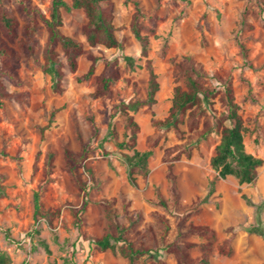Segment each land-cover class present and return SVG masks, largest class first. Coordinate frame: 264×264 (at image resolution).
Here are the masks:
<instances>
[{
  "label": "rangeland",
  "instance_id": "rangeland-1",
  "mask_svg": "<svg viewBox=\"0 0 264 264\" xmlns=\"http://www.w3.org/2000/svg\"><path fill=\"white\" fill-rule=\"evenodd\" d=\"M32 1L50 14L51 0ZM112 1L121 44L117 48L89 46L82 31L87 21L84 10L62 8V31L83 42L87 53L78 58L76 72L64 68L65 90L61 94L52 90L51 76L43 71L46 28L36 33L38 46L32 58L24 57L19 41L12 44L22 56L19 73L23 84L5 81L9 91L21 98L6 101L0 109V149L5 151L0 156L5 190L0 196V251L10 258L8 264H128L118 250L102 251L93 243V237L101 236L117 218L129 227L128 235L137 244L151 248L140 264H156L157 260L178 264L175 253L165 250L170 243L192 242V258L200 256L207 238L191 233L192 224L216 231L210 264H264V236L253 230L264 229V164L252 183L240 184L234 176L219 177L210 161L221 135L212 133L199 142L191 157L182 155L173 162V178L163 155L185 139L153 124L154 119L169 114L174 87L183 84L175 62L191 54L208 72L232 75L239 113L248 127L246 150L264 158V0H138L146 16L142 33L150 39L148 56L143 55L131 30L135 4ZM66 2L71 6V0ZM245 14L248 25L242 29ZM239 38L249 49L253 67L244 63ZM58 50L66 63L63 51ZM88 53L117 61L119 79L110 96H91L97 87L96 76L105 67L103 59L97 62L95 75L78 82L77 77L90 66ZM147 59L158 75L160 90L155 104L132 112L140 125L137 147L145 151L150 148L149 136L159 133L162 137L149 158L148 176L136 174L134 185L128 164L106 136L110 118L120 138L123 136L125 120L117 110L119 104L146 97ZM56 108L59 110L52 116ZM215 108L224 109L219 102ZM89 116L95 118L96 135ZM81 139L89 144L81 168L88 182L86 198L63 168L65 149L82 150ZM36 193L50 212L39 221L34 217ZM85 199L88 204L83 209ZM125 202L130 203L128 217L123 211ZM159 215L171 226L165 240ZM36 229L39 233L33 234ZM226 243L232 249L229 254L219 251Z\"/></svg>",
  "mask_w": 264,
  "mask_h": 264
},
{
  "label": "trees",
  "instance_id": "trees-1",
  "mask_svg": "<svg viewBox=\"0 0 264 264\" xmlns=\"http://www.w3.org/2000/svg\"><path fill=\"white\" fill-rule=\"evenodd\" d=\"M135 4L136 10L131 22V30L142 46V53L148 56L150 39L142 33L143 19L146 17L138 0H127ZM62 8L83 9L87 16V21L83 25L82 31L86 36L87 43L91 47L102 45L106 48L120 47V41L116 36V26L114 24V3L112 0H71L69 6L66 0H51V11L46 15L41 8L34 4L32 0H0V109L5 108L6 101L20 95L11 93L7 87L6 80L16 86H22L23 80L19 73L22 56L12 45L19 41L26 59L35 55L38 46L36 33L43 26L46 28L48 36L45 43L43 57V71L51 76L52 90L55 93H63L65 88L63 80L66 75L64 68L67 66L71 72H76L79 67L78 58L87 53L84 43L75 40L73 37L62 31L63 16ZM22 21V22H21ZM248 25L246 14L242 22V29ZM21 28V29H20ZM240 53L244 63L253 67L249 59V49L245 42L239 38ZM61 49L66 56V63L61 59ZM91 61L88 70L77 77L78 82L90 79L96 72V64L103 59L105 67L96 76L97 87L91 93L95 99L110 96L112 85L119 79V72L115 68L116 60L99 57L93 53L87 54ZM129 58V57H128ZM149 71V81L146 88V97L128 102H122L117 110L124 116L125 131L122 138L115 127L112 118L108 121V133L106 140H112L129 166V179L132 184L137 185L136 174L147 177L149 168V158L153 155L154 148L159 144L161 135L155 133L148 138L149 149L141 151L138 149V134L140 125L136 121L132 112L139 110L143 106H151L157 102L156 94L160 90V82L150 59H147ZM176 74L183 79V84L174 87L172 105L169 114L164 119H154L153 124L158 130H173L176 136L185 141L167 148L163 155V160L168 163L171 177L175 178L173 172V162L181 159L182 155L191 157L192 151L199 142L206 139L212 133L221 135L220 142L215 148V154L211 157V166L218 173L219 177L226 178L234 176L240 184L252 183L257 179L258 169L264 164V158L254 155L246 150L245 133L248 127L244 118L239 113L240 106L236 101L233 77L230 73L208 72L204 65L195 59L191 54H185L181 60L175 62ZM219 102L224 108L218 111L215 104ZM59 110L52 111V116ZM95 134L98 131L94 116L88 117ZM182 126H186L183 129ZM45 128H43L44 131ZM103 144V143H102ZM82 150L72 151L65 149L64 170L69 173L78 188L88 195V182L84 180L81 168L89 151V144L81 139ZM125 150L131 151L126 152ZM107 153H109L107 151ZM5 155V151L0 149V156ZM89 173L92 175L91 171ZM4 176L0 174V196L5 193L3 185ZM214 187H212L213 191ZM175 198L179 194L175 188ZM163 205L166 201L162 197ZM88 200H84L83 209L87 207ZM130 203L125 202L123 211L129 216ZM41 201V195L35 194V221L49 216ZM163 223L161 238L166 239L170 231V223L163 216H158ZM109 224L101 236L93 237V243L99 250L119 251L128 264H140V258L151 251L145 243L137 244L135 239L128 235L129 227L120 222L117 218ZM261 231L263 228H254ZM251 229V231H253ZM191 233H198L207 238L202 244V254L196 258L191 256V248L194 243L184 242L166 244L165 250L174 252L178 264H210L211 252L216 239V231L206 225H190ZM39 233V230H34ZM224 244L220 247L221 253L229 254L232 249ZM10 258L4 251H0V264H8ZM156 264H165L162 260H157Z\"/></svg>",
  "mask_w": 264,
  "mask_h": 264
}]
</instances>
